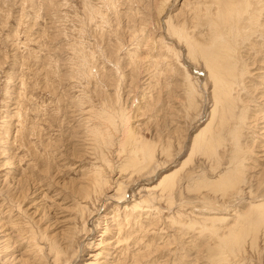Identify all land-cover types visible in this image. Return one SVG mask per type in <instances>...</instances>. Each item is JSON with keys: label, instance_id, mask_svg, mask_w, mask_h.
Masks as SVG:
<instances>
[{"label": "rangeland", "instance_id": "374dc122", "mask_svg": "<svg viewBox=\"0 0 264 264\" xmlns=\"http://www.w3.org/2000/svg\"><path fill=\"white\" fill-rule=\"evenodd\" d=\"M262 53L264 0H0V264H264Z\"/></svg>", "mask_w": 264, "mask_h": 264}, {"label": "bare ground", "instance_id": "6f19581e", "mask_svg": "<svg viewBox=\"0 0 264 264\" xmlns=\"http://www.w3.org/2000/svg\"><path fill=\"white\" fill-rule=\"evenodd\" d=\"M248 7V6H247ZM234 11V10H233ZM244 12H245V10H244ZM241 13H243V11L241 12ZM248 12H247V10H246V12L244 13L245 15L247 14ZM249 14V13H248ZM229 16H230V14H229ZM234 16V15H233ZM237 16V15H236ZM236 16H235V18H236ZM239 16V15H238ZM246 18V17H245ZM244 18V19H245ZM250 18V17H249ZM231 19V18H230ZM232 19H233V17H232ZM251 19V18H250ZM224 20V19H223ZM238 20V19H237ZM246 20V19H245ZM253 20V19H252ZM243 21V20H242ZM248 21V20H247ZM247 21H246V23H247ZM255 21V20H254ZM238 22V21H237ZM237 22H236V25H238L237 24ZM243 23V22H242ZM214 24V23H213ZM227 24H228V22H227ZM249 24V23H248ZM165 25V24H164ZM214 25H216V24H214ZM221 25V24H220ZM243 25V24H242ZM251 25H252V23H251ZM251 25H249V26H251ZM212 26V25H211ZM216 26H218V24L216 25ZM249 26H247V27H249ZM213 27V26H212ZM225 27V26H224ZM237 27V26H236ZM243 27V26H242ZM245 27V26H244ZM216 28H218V27H216ZM229 28V27H228ZM251 28V27H250ZM215 29V28H214ZM220 29V28H219ZM238 29V28H237ZM247 29V28H246ZM225 30V29H224ZM227 30V29H226ZM229 31L231 30V27L228 29ZM236 30V29H235ZM243 30V29H242ZM253 31H254V29H252ZM218 31V30H217ZM233 31H234V29H233ZM233 31H231V32H233ZM252 31V32H253ZM214 32V31H213ZM235 32V31H234ZM243 32V31H242ZM248 32H249V29H248ZM229 33V32H228ZM236 33H237V31H236ZM244 33V32H243ZM256 33V32H255ZM216 34V33H215ZM221 34V33H220ZM239 34V33H238ZM238 34H235L234 33V35L236 36V37H234V38H237L238 39V37L237 36H239ZM245 35H246V32L244 33ZM212 35H214V34H212ZM217 35H219V34H217ZM216 35V36H217ZM225 35V34H224ZM223 35V36H224ZM231 35V34H230ZM245 35H243L244 37H245ZM249 35V34H248ZM216 36H213V37H215L216 38ZM241 36V35H240ZM250 36H252V35H250ZM222 37V36H221ZM224 37H227V41L229 40L228 38L230 37L229 35H225ZM216 39H219L220 41H221V39L219 38V36L216 38ZM215 39V40H216ZM242 39V38H241ZM241 39H240V43H238L236 40H233V41H236V43H237V45H239V44H241ZM214 40V39H213ZM212 40V41H213ZM222 40H223V38H222ZM231 40V39H230ZM245 40V39H244ZM243 41V40H242ZM244 42V41H243ZM242 42V43H243ZM210 43H212L213 44V42H210ZM217 43V42H216ZM216 43H214V45L216 44ZM221 43V42H220ZM223 43H225V42H223ZM228 43V42H227ZM227 43H225V44H227ZM229 43H231V44H233V42H230L229 41ZM235 43V42H234ZM236 45V44H235ZM235 45H234V47H235ZM243 45V44H242ZM217 48H215L213 51L214 52H210V50H200L199 49V51L202 53L201 55L203 56H205L206 58H205V63L208 65V67L209 68H211V75H210V77L214 80V99L216 100V102H217V104H220L221 102H222V100H223V93L225 92V90H227V89H229V79H232V69H230L229 68V70L230 71H228V67H227V65L226 64H224L223 63V56L221 55V52H222V49L224 50V48H222L221 46H220V44H218L217 43ZM231 45H229V46H227V47H230ZM240 46V45H239ZM213 47V46H212ZM232 48H233V46H232ZM251 48V47H250ZM254 49V48H253ZM256 49V48H255ZM228 49H226V52H228L227 51ZM232 50H230L229 52H231ZM234 51V50H233ZM237 51V50H236ZM256 51H258V50H256ZM263 51V50H262ZM225 52V51H224ZM258 52H260V51H258ZM241 53V52H240ZM223 54V53H222ZM225 54V53H224ZM254 55V54H253ZM262 55H264V53H262ZM227 56V55H226ZM229 56H231V55H229ZM258 56H261V53H260V55H258ZM226 58V57H225ZM227 59V58H226ZM239 59V58H238ZM215 61H222V63H221V65H216L215 63ZM225 61V60H224ZM239 61V60H238ZM237 63H239V62H237ZM218 64V63H217ZM236 66H239V64L238 65H236ZM244 66H245V64H244ZM245 68H246V66L244 67V69L243 70H245ZM237 69H239V68H237ZM262 69V68H261ZM242 70V69H241ZM260 70V69H259ZM234 71H235V69H234ZM237 71V70H236ZM247 71V70H246ZM228 72H230V74L228 75ZM245 72V71H244ZM244 72H242V73H244ZM238 74V73H237ZM244 75V74H243ZM245 75H246V73H245ZM227 76H228V78H227ZM238 76V75H237ZM243 77V76H242ZM234 78V77H233ZM239 79V78H238ZM234 80H235V84H236V77L234 78ZM240 81V80H239ZM232 83V82H231ZM231 83H230V85H231ZM234 84V83H233ZM232 84V85H233ZM234 84V85H235ZM236 86V85H235ZM238 86V85H237ZM231 87V86H230ZM241 87V86H240ZM232 88V87H231ZM239 88V87H238ZM244 88V87H243ZM245 89V88H244ZM235 90V89H234ZM236 91H237V89H236ZM262 91V90H261ZM264 91V90H263ZM228 93H230V92H228ZM262 93V92H261ZM228 95V94H227ZM231 95V94H230ZM225 97V96H224ZM228 97H230L229 95H228ZM263 98V99H262ZM193 99V98H192ZM213 99V100H214ZM229 99V98H228ZM260 99H262V100H264V95H262V97H260ZM191 103V102H190ZM261 103V102H260ZM192 104V103H191ZM216 107H218L217 105H214V108H213V110H212V113H215V111H216ZM263 107V106H262ZM231 108V107H230ZM218 112V111H217ZM230 112V111H229ZM211 115V114H210ZM225 119V118H224ZM216 120V119H215ZM229 120V119H228ZM238 121H239V119H238ZM218 122V121H217ZM236 122V121H235ZM264 122V121H263ZM209 125V124H208ZM239 125V124H238ZM223 126V123H221L220 124V127H222ZM209 128V127H208ZM219 128V127H218ZM229 128H231V127H229ZM242 129V128H241ZM240 129V130H241ZM219 130V129H218ZM222 130V129H221ZM239 130V129H238ZM238 130L236 129V131L238 132ZM211 131V130H210ZM209 131V132H210ZM234 131V130H233ZM206 133V132H205ZM232 133V132H231ZM236 133V132H235ZM237 134V133H236ZM201 134H198L195 138H194V140H196V139H198V136H200ZM209 135V134H208ZM211 135H212V133H211ZM216 135H219V133L217 132L216 133ZM234 135V134H233ZM250 137V136H249ZM211 138V137H210ZM198 141V140H197ZM196 141V142H197ZM227 141V140H226ZM238 141V140H237ZM201 142V141H200ZM215 143V142H214ZM224 143V142H223ZM219 144V141L217 140L216 141V145H218ZM238 145V144H237ZM202 146H205V147H207V148H209V150H213V147L215 146V145H213L211 142H210V139H205V140H203L202 141ZM213 146V147H212ZM216 148V147H215ZM227 148V147H226ZM207 150V149H206ZM208 151V150H207ZM206 151V152H207ZM214 151V150H213ZM211 153V152H210ZM237 160H238V158H237ZM263 165V164H262ZM228 168V167H227ZM228 169H224L223 171H226V173H224L223 174V176L222 177H218V176H216V178L214 179V181L213 182H210V183H208V186L209 187H220L219 188V190H221V191H223L225 188H227L228 190L229 189H234V188H236L238 185L237 184H239V186H241L240 185V183H242V179H240V177H238L237 176V173H238V170H235L234 171V175H230L229 177H227L226 179L224 178L225 176H227L229 173H231L229 170L227 171ZM124 172V171H123ZM239 172H243L242 171V169H241V171L239 170ZM262 173V172H261ZM264 173V172H263ZM262 173V174H263ZM232 176V177H231ZM222 178H224L225 179V181H221L222 180ZM164 182H166L165 181V178L163 179V181H162V184H164ZM228 183V185H227V183ZM233 186H236V187H234V188H232ZM207 188V187H206ZM210 189V188H209ZM153 190V189H152ZM211 190V189H210ZM235 190V189H234ZM234 190H232V191H234ZM212 191V190H211ZM217 191V190H216ZM169 192H170V190H169ZM214 193V192H213ZM229 193H230V191H229ZM234 193V192H233ZM232 197V196H231ZM264 197V196H263ZM42 200V199H41ZM255 200H257V199H255ZM259 201H263V204H261V205H259V206H264V199H262V197H261V199L259 200ZM262 203V202H261ZM83 204V203H82ZM258 206V205H257ZM258 206V207H259ZM36 207V206H35ZM212 207V206H211ZM84 208V207H83ZM147 208V207H146ZM249 208V207H248ZM150 209V208H149ZM263 209V208H262ZM81 210V209H80ZM129 210V209H128ZM254 210V209H253ZM82 211V210H81ZM211 211V210H210ZM237 212H239V211H237ZM213 213V212H212ZM251 213V212H250ZM256 216H258V217H260V218H262V219H264V210H259L258 212H257V214H256ZM83 217V216H82ZM209 217V216H208ZM251 217V216H250ZM249 217V218H250ZM259 218V219H260ZM202 219V221L201 222H203V224H205V226H206V224H208V223H216V221L217 222H219V221H225V218H223L222 216H218V217H215L214 215H213V217H212V215L209 217V218H206V217H203V218H201ZM243 219V218H242ZM246 219V218H245ZM245 219H244V221H245ZM260 220L261 222H263L264 220ZM248 220V219H247ZM250 220H252L251 218H250ZM256 221H257V219H255ZM250 222V221H249ZM249 222H247V223H249ZM244 223V222H243ZM260 223V222H259ZM234 224V223H233ZM258 224V223H257ZM256 224V225H257ZM264 224V223H263ZM217 225V224H216ZM259 225V224H258ZM220 226V225H219ZM231 226V225H230ZM229 226V227H230ZM233 226V225H232ZM245 226V225H244ZM237 227V226H236ZM249 227V226H248ZM75 228V227H74ZM77 228V227H76ZM232 228V227H231ZM237 229V228H236ZM242 229V228H241ZM229 230H230V228H229ZM232 230V229H231ZM9 232V231H8ZM258 232V231H257ZM256 232V233H257ZM264 232V231H263ZM229 233H232V232H229ZM103 234V233H102ZM241 234V233H240ZM259 234V233H258ZM209 235V234H208ZM234 235V234H233ZM103 236V235H102ZM251 236V235H250ZM101 237V236H100ZM239 237H240V235H239ZM259 237V236H258ZM71 238V237H70ZM78 238V237H77ZM214 238V237H213ZM232 238V237H231ZM235 239V238H234ZM233 238L231 239V241L232 240H234ZM237 239V238H236ZM239 239V238H238ZM238 239L236 240V242H238ZM5 241V240H4ZM95 241V240H94ZM91 242V243H89V244H87L86 246V250L85 251H87V254H86V256L85 257H87V260H85V262H84V264H107L106 262H105V260L107 259V252H109V248H108V243L106 242V241H103V239H102V237L100 238V240H98V242ZM240 241H242L241 239H240ZM259 241V240H258ZM109 242V241H108ZM114 242V241H113ZM229 242H230V240H229ZM234 242V241H233ZM71 244V243H70ZM229 244V243H228ZM240 244V243H239ZM233 246V245H232ZM236 246H238V244L236 245ZM252 246V245H251ZM7 248V247H6ZM239 248V247H238ZM111 250V249H110ZM235 250V249H234ZM112 252V251H111ZM114 252V251H113ZM26 253V252H25ZM72 254V253H71ZM111 255V254H110ZM63 256V255H62ZM1 257V256H0ZM11 257V256H10ZM11 258H13V260H14V257H11ZM101 258L102 259H104V261H100L101 260ZM18 259V258H17ZM20 259V258H19ZM19 259H18V261H19ZM85 258L83 257V256H81V254L79 255V256H77V258H76V260H75V262H74V264H81V262L84 260ZM16 260V259H15ZM2 261V260H1ZM7 261V260H6ZM6 261H4V263L6 262ZM8 261H11L10 259L8 260ZM7 261V262H8ZM17 261V262H18ZM86 261H87V263H86ZM91 261V262H90ZM108 261V260H107ZM16 262V263H17ZM3 263V262H2ZM14 263H15V261H14ZM54 264V263H53ZM108 264H110V263H108Z\"/></svg>", "mask_w": 264, "mask_h": 264}]
</instances>
